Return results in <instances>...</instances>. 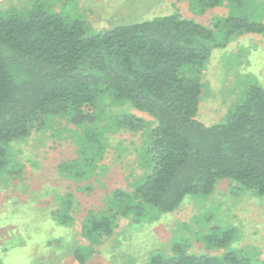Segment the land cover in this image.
Here are the masks:
<instances>
[{
  "label": "trees",
  "instance_id": "16d2710c",
  "mask_svg": "<svg viewBox=\"0 0 264 264\" xmlns=\"http://www.w3.org/2000/svg\"><path fill=\"white\" fill-rule=\"evenodd\" d=\"M224 1L189 3L193 13L204 14ZM52 5L34 0L0 10V175L19 178L23 168L13 144L58 119L72 128L78 143V157L61 163L58 172L77 183L89 181L107 146L108 128L100 126L107 108L129 105L152 118L130 112L114 117L118 130L144 134L150 172L135 180L130 192L114 190L107 210L87 212L82 235L89 245L75 250L79 263L112 236L120 217L141 223L152 208L174 212L187 196H210L224 180L236 192L264 197V87L250 86L223 122L208 126L197 118L212 51L236 35L264 37V23L230 16L218 41L214 28L173 13L89 34L84 20ZM58 199L53 220L72 225L78 207L74 193ZM212 218H204L206 231L199 238L224 250L222 255L190 253L182 239L149 264H264V256L230 248L235 228Z\"/></svg>",
  "mask_w": 264,
  "mask_h": 264
},
{
  "label": "rangeland",
  "instance_id": "374dc122",
  "mask_svg": "<svg viewBox=\"0 0 264 264\" xmlns=\"http://www.w3.org/2000/svg\"><path fill=\"white\" fill-rule=\"evenodd\" d=\"M30 1L34 0H0V10L21 8ZM49 1L55 10L64 6L67 15L89 24V34L173 13L214 28L218 41L223 40V24L230 16L264 23V0H225L204 14L193 13L189 0ZM203 83L197 118L208 126L223 122L244 101L250 86L264 87V37L236 35L224 48L214 49ZM129 112L152 120L129 105L109 106L100 123L108 129L97 175L82 183L58 172L61 163L78 157L76 134L65 122L52 119L46 130H33L13 144L23 172L17 179L0 175V264H81L74 252L89 245L82 235L87 212L107 210L114 190L130 192L134 181L150 172L143 152L147 145L144 134L118 130L115 125L114 117ZM233 188L230 181H221L212 195L187 196L171 213L152 208L141 223H135L133 217H120L112 236L96 246L84 264H149L155 255L169 254L172 245L182 239L188 241L190 253L222 255L224 250L211 249L199 238L206 231L204 218L208 215L222 227L235 228L230 248L264 256V197ZM69 192L77 200L75 221L60 226L53 213L59 195Z\"/></svg>",
  "mask_w": 264,
  "mask_h": 264
}]
</instances>
